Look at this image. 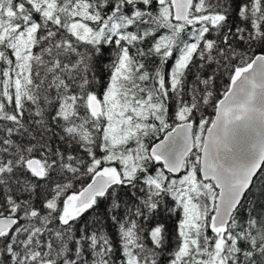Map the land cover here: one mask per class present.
<instances>
[{
  "label": "snow or ice",
  "instance_id": "obj_1",
  "mask_svg": "<svg viewBox=\"0 0 264 264\" xmlns=\"http://www.w3.org/2000/svg\"><path fill=\"white\" fill-rule=\"evenodd\" d=\"M0 264H264V0H0Z\"/></svg>",
  "mask_w": 264,
  "mask_h": 264
}]
</instances>
